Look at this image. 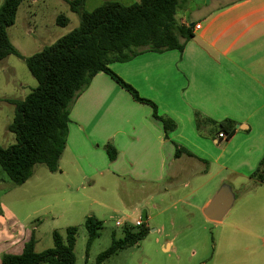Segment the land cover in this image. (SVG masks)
<instances>
[{
  "label": "crops",
  "instance_id": "obj_1",
  "mask_svg": "<svg viewBox=\"0 0 264 264\" xmlns=\"http://www.w3.org/2000/svg\"><path fill=\"white\" fill-rule=\"evenodd\" d=\"M191 15L176 16L181 26L193 27L183 52H148L110 65L176 128L166 134L150 106L99 73L72 107L60 171L66 156L70 190L93 180L137 187L144 198L131 209L148 229L157 215L173 211L174 218L186 216L187 226L195 213L214 224L220 234L207 264H264V183L251 178L264 158V0H200ZM196 114L218 124L232 121L234 135L223 141L210 124L199 128ZM108 144L118 152L113 162ZM223 185L232 188L233 207L221 222L210 221L204 210ZM235 233H260V245L254 253L230 254L239 249ZM172 246L168 241L163 249Z\"/></svg>",
  "mask_w": 264,
  "mask_h": 264
},
{
  "label": "trees",
  "instance_id": "obj_2",
  "mask_svg": "<svg viewBox=\"0 0 264 264\" xmlns=\"http://www.w3.org/2000/svg\"><path fill=\"white\" fill-rule=\"evenodd\" d=\"M26 1L5 0L0 9V60L11 55L22 58L10 42L7 29L15 24L18 10ZM85 3L86 0L69 2L71 10L80 16L78 28L25 58L38 85L24 100L9 101L15 107V114L8 130L16 142L8 147L0 146V166L15 186H22L30 180L37 166H44L51 173L60 172L72 107L99 73L110 76L134 101L150 106L166 134L176 128L172 120L159 114L154 102L142 98L110 65L127 63L148 52H183L186 43L193 38V27L181 26L176 19L180 0H140L132 5L110 1L91 12L84 11ZM56 23L66 27L69 19L60 15ZM196 124L199 128L210 124L217 133L224 132L227 139L235 133L232 121L218 124L196 114ZM106 152L110 161L116 160L118 152L112 144L106 146ZM180 153L178 149L176 156ZM251 178L264 183V158ZM102 225L96 217L87 218L88 251ZM124 230V238L115 239L99 256L97 264L137 245L149 233L145 225L137 229L126 226ZM77 233L76 227L67 228L65 236L54 232L53 248L43 253L35 252L36 240L32 237L22 253L4 255L1 264H76Z\"/></svg>",
  "mask_w": 264,
  "mask_h": 264
},
{
  "label": "rangeland",
  "instance_id": "obj_3",
  "mask_svg": "<svg viewBox=\"0 0 264 264\" xmlns=\"http://www.w3.org/2000/svg\"><path fill=\"white\" fill-rule=\"evenodd\" d=\"M71 1L73 0H28L20 6L15 24L7 29L10 42L22 58L11 55L0 60L2 147L16 142L15 136L8 130L15 114V107L9 101L24 100L38 85L25 63V58L42 51L80 26V16L71 10ZM110 1H119L124 5L138 2L86 0L84 11L91 12ZM4 2L5 0H0V9ZM199 2L200 0H189L181 5L177 17L190 19ZM60 15L69 19L68 26L57 25L56 19ZM61 168L64 173H51L46 167L37 166L30 180L22 186H15L0 166V264L4 255L22 253L32 237L36 240L35 252L43 253L53 248V233L58 232L65 236L69 227L78 229L76 264H97L99 256L111 247L115 239L124 238L125 227H133L131 222L136 220L137 215L133 214L131 208H140L139 204L144 198V193L137 187L129 182L116 187L110 181L93 180L90 184L86 183L84 189L70 190L66 177V156ZM68 176L72 178V172ZM238 188L240 187H236ZM246 188L250 190L252 186L248 184ZM242 191L236 194L237 198ZM100 204L104 206L101 207ZM238 205L236 204L234 211H237ZM174 215H177L174 211L157 215L149 223V233L142 241L116 253L102 264H207V258L213 256L216 250L219 229L214 224L203 222L196 213L190 216L193 221L189 226L186 225V216L179 214L174 218ZM90 216L96 217L103 225L88 251L85 222ZM125 220H129L128 225H116L118 221ZM172 220H175L176 227L171 226ZM162 226L165 227L164 231ZM224 227L233 232L230 226ZM154 230L157 231L153 232ZM249 230L255 234L253 228ZM235 234L239 238L235 244L239 249L234 248L230 254L237 256L254 253L255 248L260 245V240L256 238L264 233H257V237L244 233ZM168 241H172L173 246L171 251L165 252L163 246ZM246 247L252 252L245 251Z\"/></svg>",
  "mask_w": 264,
  "mask_h": 264
},
{
  "label": "water",
  "instance_id": "obj_4",
  "mask_svg": "<svg viewBox=\"0 0 264 264\" xmlns=\"http://www.w3.org/2000/svg\"><path fill=\"white\" fill-rule=\"evenodd\" d=\"M234 201L235 195L232 188L229 185H223L204 210L205 217L210 221L221 222L232 209ZM144 220H146L145 216Z\"/></svg>",
  "mask_w": 264,
  "mask_h": 264
},
{
  "label": "built area",
  "instance_id": "obj_5",
  "mask_svg": "<svg viewBox=\"0 0 264 264\" xmlns=\"http://www.w3.org/2000/svg\"><path fill=\"white\" fill-rule=\"evenodd\" d=\"M200 27H201L200 25H197L196 29H200ZM219 138L221 140H223V141H226L227 140V135L224 132H222V133L219 134ZM127 221L128 220H125L123 222L118 221L116 223V225L118 227H121V226H124V225L126 226V225H128ZM143 225H144V221H143V218L141 216L138 219H136L133 223L131 222V226H133V227H141Z\"/></svg>",
  "mask_w": 264,
  "mask_h": 264
}]
</instances>
